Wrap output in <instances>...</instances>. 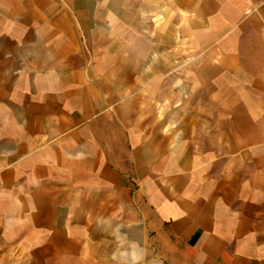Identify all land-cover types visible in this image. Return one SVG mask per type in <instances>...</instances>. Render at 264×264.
<instances>
[{
	"label": "crops",
	"instance_id": "obj_1",
	"mask_svg": "<svg viewBox=\"0 0 264 264\" xmlns=\"http://www.w3.org/2000/svg\"><path fill=\"white\" fill-rule=\"evenodd\" d=\"M264 264V0H0V264Z\"/></svg>",
	"mask_w": 264,
	"mask_h": 264
},
{
	"label": "rangeland",
	"instance_id": "obj_2",
	"mask_svg": "<svg viewBox=\"0 0 264 264\" xmlns=\"http://www.w3.org/2000/svg\"><path fill=\"white\" fill-rule=\"evenodd\" d=\"M93 264V263H92ZM95 264H166L160 260L158 254L149 247H143L138 243L126 245L121 237L116 234V246L114 253L109 251L107 260H99Z\"/></svg>",
	"mask_w": 264,
	"mask_h": 264
}]
</instances>
